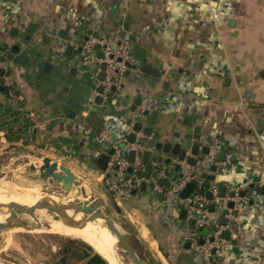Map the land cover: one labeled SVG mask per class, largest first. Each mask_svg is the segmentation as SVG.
<instances>
[{"label":"crops","instance_id":"0c3cea01","mask_svg":"<svg viewBox=\"0 0 264 264\" xmlns=\"http://www.w3.org/2000/svg\"><path fill=\"white\" fill-rule=\"evenodd\" d=\"M93 31L128 32L139 69L99 103L92 90L100 72L81 63L75 46ZM13 45L26 60L0 62V153L20 147L78 165L111 194L118 212L133 215L139 243L159 264H264V0H0V56ZM144 100L157 111L151 137L187 143L189 135L214 161L219 152L228 161L215 171L208 154L195 166L182 162L173 168L175 181L196 172L249 198L225 224L211 211L230 245L209 263L183 249L191 224L178 204L148 188L116 194L103 183L96 160L106 146L95 136L109 128L120 139ZM92 111L100 130L85 120Z\"/></svg>","mask_w":264,"mask_h":264},{"label":"built area","instance_id":"2783aa9c","mask_svg":"<svg viewBox=\"0 0 264 264\" xmlns=\"http://www.w3.org/2000/svg\"><path fill=\"white\" fill-rule=\"evenodd\" d=\"M79 48V57L82 64H93L95 74L103 71V79L95 78L96 86L101 90L93 89V95L102 99L109 97L111 92L119 89L121 78L132 73L137 75L139 69L135 66L136 61L131 53V38L128 32L121 34H99L90 32L80 43L76 44ZM97 52L102 54L97 56ZM104 64V69L100 64ZM3 82L6 86L11 85V80L5 76ZM153 105L149 101H142L133 110L132 125L135 122H142L145 116L153 110ZM147 112V114H145ZM135 134L133 142L128 141V135ZM143 137L146 140L151 136L145 134L143 129L134 131L128 130L120 139H113L109 128L101 129L97 132L95 140L97 143L105 145L104 153L110 148L113 153L109 155L106 168L103 170V183L106 188L116 194H122L129 190H140L142 187L148 188L169 203H176L185 211L187 221L191 224V230L182 236V246L187 252L201 254L206 263L219 252L227 249L230 245L228 239L222 236L223 225L217 219H211V211L215 210L219 216L231 219L234 211H242L248 204L249 198L240 192L239 188L225 191L223 196L218 195V186L207 184L196 172H183L175 181L173 178V168L175 162L168 164L164 157L160 158L154 154V148L147 146L146 143L137 142V138ZM119 141L123 142L120 145ZM150 150L149 158L144 157L145 151ZM134 152L132 162L128 159V153ZM208 161L215 165L226 166L228 161H214V152L208 153ZM182 162L176 164L182 167ZM130 168V172L128 169ZM193 182L194 187L186 197H179V192L187 183ZM230 191L233 194L230 195ZM206 192H210L208 198ZM232 203L229 206V203ZM212 206L210 210L209 207ZM187 244V245H186ZM186 245V246H185Z\"/></svg>","mask_w":264,"mask_h":264},{"label":"rangeland","instance_id":"374dc122","mask_svg":"<svg viewBox=\"0 0 264 264\" xmlns=\"http://www.w3.org/2000/svg\"><path fill=\"white\" fill-rule=\"evenodd\" d=\"M40 161L41 159L36 157L35 152H27L24 148H8L5 151L1 149L0 200L4 202H0V207H5V204L11 201L16 202L15 199H21L34 192L40 193L41 196L54 193L67 194L61 187V183L56 182L54 179L52 182H49L48 178L40 177L38 166ZM32 164L34 165L33 168L31 167ZM60 164L69 167L77 176L80 186L74 187L73 190L82 188V186L85 187L87 193L99 204V208L103 214L113 220L116 227L133 244L143 264H159L139 243V233L135 225L136 223L132 221L133 215L130 216V212H118L117 208L119 207L111 194L105 192L94 179L89 178L86 172L78 165H74L68 161L61 162ZM101 192L108 193L110 196L105 198ZM76 197L78 198V196ZM43 211L50 215L53 214L47 209ZM41 212V210H33L32 214L17 213L14 221L17 224L19 222L25 224L23 229L11 228L8 230L9 227H0V264H53V253L64 240L61 238H74L88 243L82 237L66 228L60 226L51 227V222L43 219L38 221L36 216L40 217ZM93 249L107 261V264H119L117 261V263L112 262L111 259L96 248L93 247ZM113 249L122 264H132L130 258L117 240L113 244ZM83 262V260L74 261L72 264H83Z\"/></svg>","mask_w":264,"mask_h":264},{"label":"water","instance_id":"95a60500","mask_svg":"<svg viewBox=\"0 0 264 264\" xmlns=\"http://www.w3.org/2000/svg\"><path fill=\"white\" fill-rule=\"evenodd\" d=\"M29 32V30H28ZM30 33V32H29ZM87 37V36H86ZM85 37V38H86ZM2 49V46H0V50ZM97 56L101 57L102 54L100 52H97ZM24 59L22 61L21 59ZM11 60L12 63H18V64H24L26 57L23 54H19V46L13 45L11 48H9V52L5 55L0 56V62L7 64V61ZM100 68L104 69V64H100ZM4 74V68H0V76ZM98 77L100 79H103L104 73L103 71H100ZM98 91L101 90L100 87L97 88ZM96 102L99 103L101 101L100 97H96ZM138 104L139 102H135ZM147 114V112H145ZM149 119L147 121L148 126H146L143 130L145 134L150 135L152 132L151 125L153 124V119L157 115V111H153L148 113ZM86 122L90 124L95 130H100L102 127V120L101 118H98L96 113L94 111L90 112L88 116L85 118ZM141 122H135L133 126L134 131H139L141 129ZM176 138L178 137V134L173 135ZM187 143H183L182 141H172V140H166V141H157L155 138L150 137L147 140L143 137L137 138V142L144 144L146 143L147 146L154 148L161 153L159 155L160 158H163L162 154H165L167 156L164 157L165 162L168 164H172L174 160L177 161H186L187 163L195 166L198 162L202 161L204 156H206L209 153V147L203 146L199 147L198 142H193L192 136H186ZM128 141L133 142L135 139V134L130 133L128 135ZM188 140L190 142H188ZM189 152V156H187V153ZM113 153V149L110 148L107 153H102L98 156L96 160V164L101 168L105 169L106 164L109 158V155ZM201 154V155H200ZM151 155V151L147 150L144 153L145 158H149ZM200 155V156H199ZM37 158H40L41 161L38 163L39 166V175L41 178H48L49 182H52L54 179L56 182L61 183V187L64 189L65 192H69L73 190L75 185H79V181L77 180V176L71 171V169L63 164H58L56 161H51V159L47 156H42L41 154L36 155ZM175 158V159H174ZM128 159L130 162L134 159V152L130 151L128 153ZM224 160V154L222 152H219V154L216 155V161H222ZM32 168L34 165L32 164ZM211 170H216V165H211ZM175 171L180 170V165L175 164L174 166ZM130 172V168L128 169ZM214 175H208L207 180H214ZM194 183L190 182L187 183L184 188L179 192V197H186L193 189ZM144 189V187H142ZM135 190H132L134 192ZM243 193L242 191H240ZM87 190L85 188H77L75 191V194L77 196L81 194H86ZM225 193V186L222 184L218 188V195L223 196ZM233 194V191H230V195ZM206 195L208 198H211L210 192H206ZM232 203H229V206H231ZM10 210V215L4 220H0V227H11L13 224H17L15 222V218L17 213L19 212H29L30 214L33 213V210L37 208H45L49 211H51L53 214H51L54 218L57 217L55 215V212L57 209L65 210L68 208L78 209L80 210L83 215H85L88 219L94 220L99 217H102L105 221V224L107 228L116 236L117 241L120 243L121 247L125 251V253L130 258V261L132 264H143L142 260L139 258L137 252L135 251V248L131 244V242L123 235V233L116 227L113 220H111L108 216L103 214L101 209L99 208V204L96 201L91 202H85L81 201L79 199H76L74 202H70L67 204H57L54 202H45V201H39L36 204H34L31 207H25L19 203L16 202H9L4 205ZM13 208V209H12ZM209 209H212V206L209 207ZM93 211V213H91ZM182 213H185L183 210ZM234 215L237 214V211L233 212ZM224 224L226 223L225 218H223L222 221ZM227 237V236H226Z\"/></svg>","mask_w":264,"mask_h":264},{"label":"bare ground","instance_id":"6f19581e","mask_svg":"<svg viewBox=\"0 0 264 264\" xmlns=\"http://www.w3.org/2000/svg\"><path fill=\"white\" fill-rule=\"evenodd\" d=\"M79 186L80 184L75 185L74 187H79ZM82 188H85V187L82 186ZM76 189L67 192L66 195H62L60 193H54V194H47V195L41 196L40 193L34 192L30 195L22 197L21 199H15V201L17 203L22 204L25 207H31L39 201L54 202L57 204H67L70 202H74L76 199H79L85 202L93 201L92 196L89 195L88 193L81 194L77 198L76 197L77 195L75 194ZM0 202H4V201L0 200ZM10 210L11 209H8L7 207H0V220L1 221H4L10 215ZM35 210L42 211L40 213V217L36 216L38 221L43 219L48 222H51L52 224L51 227L60 226L62 228H66L70 230L72 233L82 237L90 245H92L94 248L99 250L106 257L111 259L112 262L117 261L119 264H122L119 261L118 257L116 256V253L113 249V244L116 242L117 238L107 228L105 221L102 217H99L96 220H90L85 215H83V213L80 210L68 208L65 210L57 209L55 212V215H57V217L54 218L52 215L43 211L45 210V208H37ZM25 213L30 214L29 212H25ZM91 213H93V211H91ZM24 227H25V224H23L22 222H19L18 224H13L11 227H9L8 230H10L11 228L23 229Z\"/></svg>","mask_w":264,"mask_h":264},{"label":"trees","instance_id":"16d2710c","mask_svg":"<svg viewBox=\"0 0 264 264\" xmlns=\"http://www.w3.org/2000/svg\"><path fill=\"white\" fill-rule=\"evenodd\" d=\"M63 243L53 253V264H72L74 261H84L83 264H107L91 245L74 238H61Z\"/></svg>","mask_w":264,"mask_h":264}]
</instances>
